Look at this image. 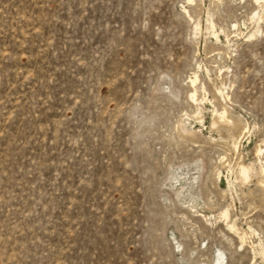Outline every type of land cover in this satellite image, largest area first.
<instances>
[{"label":"rangeland","instance_id":"rangeland-1","mask_svg":"<svg viewBox=\"0 0 264 264\" xmlns=\"http://www.w3.org/2000/svg\"><path fill=\"white\" fill-rule=\"evenodd\" d=\"M263 168L264 0H0V264H264Z\"/></svg>","mask_w":264,"mask_h":264},{"label":"bare ground","instance_id":"bare-ground-1","mask_svg":"<svg viewBox=\"0 0 264 264\" xmlns=\"http://www.w3.org/2000/svg\"><path fill=\"white\" fill-rule=\"evenodd\" d=\"M257 1V0H256ZM263 170H264V168H263ZM241 173H242V175L244 176V178H246L247 177V170L245 169V168H241Z\"/></svg>","mask_w":264,"mask_h":264}]
</instances>
